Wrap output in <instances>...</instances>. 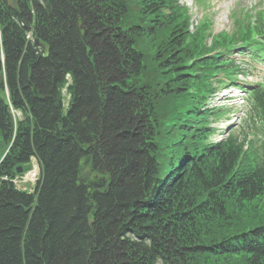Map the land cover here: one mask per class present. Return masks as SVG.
<instances>
[{"label":"trees","instance_id":"trees-1","mask_svg":"<svg viewBox=\"0 0 264 264\" xmlns=\"http://www.w3.org/2000/svg\"><path fill=\"white\" fill-rule=\"evenodd\" d=\"M189 19L177 0H0V264H264V151L209 142L201 110L233 55L264 56L263 14L229 35ZM31 156L32 193L1 180Z\"/></svg>","mask_w":264,"mask_h":264},{"label":"rangeland","instance_id":"rangeland-1","mask_svg":"<svg viewBox=\"0 0 264 264\" xmlns=\"http://www.w3.org/2000/svg\"><path fill=\"white\" fill-rule=\"evenodd\" d=\"M178 2L188 8L193 24H199L204 18H208L211 34L219 32L231 34L235 30L236 20L251 21L257 13H262L264 19V0H178ZM237 60V63L253 80L256 79L257 83H264L263 61L249 58L246 55L238 57ZM220 111L222 113L212 119L211 125L230 129L239 139L246 135L248 140H253L255 151L260 152L261 146L264 145V127L258 122L250 121L249 111L246 115L247 119L244 117L245 119L242 118L239 123L236 122L237 124H226L231 112L218 109L217 114Z\"/></svg>","mask_w":264,"mask_h":264},{"label":"water","instance_id":"water-1","mask_svg":"<svg viewBox=\"0 0 264 264\" xmlns=\"http://www.w3.org/2000/svg\"><path fill=\"white\" fill-rule=\"evenodd\" d=\"M11 3H12V5H14V0H11ZM76 25H77V29H78L80 36H83L84 35V28L82 26V21H81L80 17H77ZM34 43L37 44L36 39H35Z\"/></svg>","mask_w":264,"mask_h":264}]
</instances>
